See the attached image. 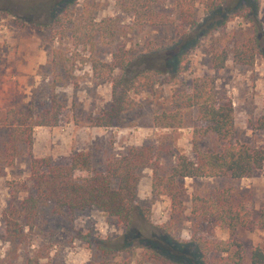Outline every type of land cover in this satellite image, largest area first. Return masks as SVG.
I'll list each match as a JSON object with an SVG mask.
<instances>
[{"label": "rangeland", "instance_id": "rangeland-1", "mask_svg": "<svg viewBox=\"0 0 264 264\" xmlns=\"http://www.w3.org/2000/svg\"><path fill=\"white\" fill-rule=\"evenodd\" d=\"M61 1L0 0V143L6 138L4 120L9 109L34 117L50 111L57 97L64 107L60 124L55 128L33 129V156L50 157L54 164L61 165L69 163L72 155L88 151L92 167L103 172L108 156L122 155L133 146H150L158 155L162 169L169 171L179 155L195 160L192 141L195 131L204 124L198 120L194 108L183 111L180 129L156 128L153 118L170 109L173 94L189 93L195 78L207 76L214 81L217 101L228 103L233 109L235 140L264 150V129L260 128L264 123V38L251 67L235 66L231 56L223 68L211 66L212 51L220 33L252 34L249 21L252 12L248 4L240 2L225 26L201 35L197 33L215 16L211 11L219 6L228 9L235 0H196L199 25L185 30L175 26L129 28V16L117 10L114 0H89L97 4V19L114 18L122 29L113 45L95 44L94 54L98 59L110 62L111 55L121 50L132 61L129 75L151 68L152 63H161L165 69L163 74L150 71V79L145 78L147 74H139L137 82L142 91L130 95L134 99L133 109L119 115L111 127L99 128L92 126V121L110 107V82L93 78L90 62L83 61L88 49H72L67 40L61 44L53 36V22L62 8ZM84 1H75L71 7L75 14H79ZM250 1H255L256 18L264 28V0ZM155 2L160 10L176 17L171 0ZM176 54L181 59L178 72L169 62ZM196 139L202 151L222 146L210 135L201 137L197 133ZM25 152L24 148L14 165L0 176V264L101 261L162 264L154 259L156 254L166 260L194 264L193 236L227 240L229 234L212 221L192 219L193 194L205 195L230 188L234 198L254 215L264 206V164L247 179H185L183 211L179 215L171 214L167 198L151 194L152 172L145 169L137 188L139 209L128 229L96 209L65 211L60 215L43 210L31 232L25 230L27 241L14 244L5 239L3 220L9 208L19 207L33 193ZM234 237L245 250L242 264H249L252 248H264L262 230L241 229ZM219 257H209V261L218 264Z\"/></svg>", "mask_w": 264, "mask_h": 264}, {"label": "trees", "instance_id": "trees-1", "mask_svg": "<svg viewBox=\"0 0 264 264\" xmlns=\"http://www.w3.org/2000/svg\"><path fill=\"white\" fill-rule=\"evenodd\" d=\"M75 1H61L62 8L53 22V36L61 44L67 40L72 49H88V55L83 61L90 62L93 78L110 82V107L92 121L94 127L108 128L119 115L133 109L134 99L130 95L142 91L141 85L137 82L141 76L139 74H147L145 78L150 79L151 72L163 74L165 69L161 63H152L151 68L129 75L132 61L127 52L121 50L111 55L110 62L98 59L94 54L95 44L98 42L103 46L113 45L122 29L118 27L114 18H96L98 9L95 1L85 0L79 14H75L71 8ZM240 2L248 4L252 12L249 19L252 23V34L238 36L220 33L217 45L212 51L211 66L214 69L223 68L229 56L235 66L251 67L259 50V43L264 38V28L256 18L258 7L255 1L250 0H235L233 6L228 9L219 6L212 10L211 13L215 16L209 23H205V28L200 31L202 33L197 34L210 33L225 26L228 19L235 15L236 12L233 10L238 8ZM171 5L176 17L160 10L155 0H114L117 10L129 16L130 23L127 25L129 28L143 30L175 26L185 30L198 27L196 0H171ZM177 55L169 62L178 72L181 59ZM169 108L168 111L153 118L152 122L156 128L180 129L183 124V111L192 108L196 109L198 120L204 124L203 128L194 133L192 142L195 160L186 155H179L173 167L169 171H164L158 155L150 146H133L122 155L108 156L103 172L92 167V157L88 151L72 155L69 163L61 165L54 164L50 157L33 156V129L55 128L60 124L64 107L57 97H54L50 111L36 114L34 117L30 113L9 109L4 120L6 138L0 143V176L6 168L14 165L16 158L25 148L29 158L30 180L34 188L33 193L25 197L19 207H12L6 211L3 220L6 241L14 244L26 242L27 233L31 232L39 213L43 210L60 215L65 211L96 209L128 229L133 215L139 209L137 188L145 169L152 172L151 194L154 197L167 198L171 214L179 215L183 211L185 179L241 180L251 178L263 168L264 150L251 148L235 140L233 109L228 103L217 101L214 81L210 77L195 78L189 93L173 94ZM260 128L264 129V123ZM197 133H200L201 137L213 136L222 144L221 148L199 150ZM190 215L196 222L212 221L229 234L227 240L193 236L191 243L195 251L194 264H212L209 257L218 256H220L218 264H242L245 250L241 242L234 237L236 231L241 229L264 231V206L257 215H254L249 207L234 198L230 188L205 195L193 194ZM154 259L162 264H185L163 259L157 254ZM91 264L131 262L101 261ZM249 264H264V248L251 249Z\"/></svg>", "mask_w": 264, "mask_h": 264}]
</instances>
